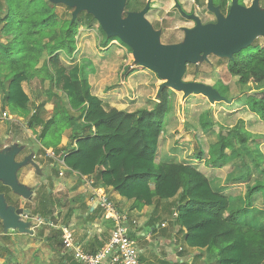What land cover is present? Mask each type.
<instances>
[{
  "label": "trees",
  "instance_id": "16d2710c",
  "mask_svg": "<svg viewBox=\"0 0 264 264\" xmlns=\"http://www.w3.org/2000/svg\"><path fill=\"white\" fill-rule=\"evenodd\" d=\"M213 1L222 12L229 9L232 0ZM71 17L67 20L59 17L47 0H2L0 38L5 42L0 41V91L5 95V106L28 116L31 100L22 83L48 81L54 92L65 95L68 106L63 117L42 121L36 115L27 120L29 130L36 125L42 127L39 139L43 153L51 149L67 173L92 177L95 187L113 189L131 203L130 210L141 212L154 205L155 199L172 200L159 209L165 210L163 214L158 211L150 217L148 230L156 233L159 229L161 237L166 238L167 230L160 229L159 223L161 217H170V237L184 231V245L205 251L213 258V264H264V227H261L264 223L248 215L255 208L264 218V156L258 149L250 152L247 146L263 136L252 134L249 130L252 127L243 121L228 130L220 129L206 154L205 168L211 170L207 173L192 164L203 159L202 150L191 163L177 162L174 158L158 160L171 112L169 89L159 90L158 101L147 108L119 111L105 107L90 93L91 65L81 62L75 79L62 61L63 57L74 56L80 26L91 28L96 22L89 14H79L74 21ZM98 31L108 39L99 25ZM252 49L246 58L240 53L235 55L228 62L227 71L240 87V106L264 124V49ZM208 128V124L201 126L203 130ZM66 130L69 142L59 148ZM237 157L242 170L227 182L238 188L225 194V188L219 187L220 170ZM50 169L55 170L54 166ZM211 173L213 177L209 176ZM49 184L53 185L52 180ZM8 191L0 186L1 194ZM49 193L50 189L39 197L33 211L29 210L33 217L47 223L37 236L58 255V264H76L63 253L62 232L55 228L60 216L63 225L68 224L74 208L70 206L63 216L58 214L54 218ZM85 209L90 214L89 208ZM131 237L136 238L135 233ZM98 240L90 245L89 252H96L106 241ZM3 248L7 255H12L8 248ZM197 257L202 261L201 255Z\"/></svg>",
  "mask_w": 264,
  "mask_h": 264
},
{
  "label": "rangeland",
  "instance_id": "374dc122",
  "mask_svg": "<svg viewBox=\"0 0 264 264\" xmlns=\"http://www.w3.org/2000/svg\"><path fill=\"white\" fill-rule=\"evenodd\" d=\"M47 1L54 6L56 14L62 19L67 20L72 16L74 8L61 2ZM145 1L147 0H143L140 6H143V4L146 3ZM179 1L182 2L181 4H183L186 13L196 15L204 24L211 21L213 23L216 22L214 16L207 11L206 2L204 0ZM152 2L151 10L146 18L153 30L159 35L161 44H181L184 41L183 29L192 28L194 24L180 16L178 11L173 7L175 3L173 0H152ZM248 2L249 0L246 1L247 4ZM0 5H2V0H0ZM132 6L140 7L132 0L131 2H126L125 10L132 8ZM261 7L264 9V0H261ZM221 13L225 15L227 10ZM79 14L88 13L84 11ZM0 41L5 42V39L0 38ZM77 45L78 47L74 56L70 59L63 57V63L75 79H78L79 61L90 60L95 63V76L89 79L90 93L97 97L105 107L115 105L114 107L117 109L127 108L128 110H134L133 105L135 103L137 106H141L144 100L148 98H157V90L163 83L157 78L156 74L140 68L141 65L135 63L133 60L130 47L123 44L119 39H104L98 31L97 21L91 25V28H86L83 25L80 26L77 36ZM110 45L115 46L113 49L115 53L113 51L109 52L108 47ZM250 46L251 47H247L240 53L243 58H246L251 53V50H253L252 48L264 49V39L258 37ZM227 63V59L209 55L197 64L188 65L182 80L189 83H213L215 89L218 90L221 96L226 100L232 97L230 101L227 100L228 103H212L211 110L208 115L205 116V119L213 120V126L218 129H228L236 125L238 120H245L246 123L252 127L249 128L250 131H254L263 136L250 141L247 144L248 150L253 152L258 148L264 156V124L258 121L257 117L252 113H241L239 111L242 106H240V98L232 101V99L236 98L241 93L237 79L232 78L227 72ZM107 82L114 83L104 91L102 86L107 84ZM117 82L122 83V85L112 93L110 90L113 89L114 84ZM22 88L31 100L28 106V116L21 115L19 111L12 112L11 109H9L8 113L3 103V97L5 95L0 91V154L5 153V155H7L11 152L14 154V162L19 164L20 167L15 169L12 173L13 177L11 181L18 189H21L20 192L17 190L13 192L11 185H8L4 179L0 178V186L3 188H11L6 195L0 193V197L3 199L6 209H14L18 205L22 210L26 209L27 211H33L36 203L40 199L39 197L47 194V190L50 189L49 199L52 201L50 211L53 213L52 215L54 218H56L58 213L63 216L70 206L75 209H73L72 215H74L76 220H74L73 223H69L71 218L67 223H69V228L74 231V237L80 241L85 235L87 236L90 234L87 231V229H90L89 225H86L87 218L84 217L85 207L78 204L83 200L81 196L85 192V184L75 176L67 175L66 170L62 169L61 160L56 155V160H53L43 153L39 139L42 130L41 125H36L33 130L27 128V120H30L32 116L38 115L42 121H47L55 116L63 117L64 110L68 106L65 95L54 92L50 88L48 81L40 83L38 79L30 82H23ZM229 91L231 97L229 96ZM169 92L172 93L173 90L169 89ZM176 95L181 99V94L176 92ZM71 116H74V114H71ZM195 122L196 121L193 119V123ZM68 136V130L62 133L59 147L66 145ZM173 136L175 142L180 141L183 137L190 140L192 138L190 131L184 128L182 124L177 131L173 132ZM213 141H215L214 137ZM240 161L239 157L232 159L226 167V171H231L233 166L239 168L238 170H242ZM52 166L55 168L53 171L50 169ZM60 173L62 175H60ZM50 180H52V186L49 184ZM244 191L245 189H243L242 195ZM240 197L242 200L243 196ZM236 199L237 196L235 195L234 200ZM164 205L166 206L169 204H159L158 206L161 208ZM123 206L128 208V205ZM122 211L126 213V209H122ZM164 211L163 209H161V211L159 210L162 214ZM258 213V210L253 208L248 212V215L253 216L252 218L254 220H261L264 223V218L262 219L261 215ZM11 214L16 220L15 223L20 225L25 224V226L22 228L15 226L6 227L5 218L0 215V264H58V255L48 247L44 240L37 236V233L42 230V225H44L40 223L38 217H33L32 214H29L27 217L24 216L25 214L16 215L13 212ZM128 215L132 220L136 221L137 219L140 221V218L136 216L132 217L129 213ZM243 217L248 219L245 215H243ZM149 219L150 218L140 223L142 226L137 229V234L141 233L140 229L143 228H147V232L149 231L147 227ZM170 221L171 218L168 216L161 217V224L164 223L165 228L160 229L167 230V238L170 237L171 232L169 226ZM59 225L63 226L61 216L57 218V223H55V228L58 230H60L58 228ZM261 227H264V225L261 224ZM101 230L104 231V234L108 235L110 227L107 223H104L103 229ZM158 236L159 235H155L154 237ZM179 237H181L180 233L176 234L175 240L173 241L177 248L181 245V240L178 239ZM90 242L92 243V241ZM141 245L145 246V241H141ZM3 247L8 248L12 255H7ZM174 252L182 257L192 255L193 264H213V258L206 254L205 251L196 253L184 248L181 253H178L177 249L174 250ZM161 254H165L162 248L159 252H151L150 255L145 253L143 259L144 264H153L148 263L149 259L158 263ZM197 255H201L202 261H199ZM160 262L167 264L163 260Z\"/></svg>",
  "mask_w": 264,
  "mask_h": 264
},
{
  "label": "water",
  "instance_id": "95a60500",
  "mask_svg": "<svg viewBox=\"0 0 264 264\" xmlns=\"http://www.w3.org/2000/svg\"><path fill=\"white\" fill-rule=\"evenodd\" d=\"M61 2L74 8L72 20L77 15L86 11L97 22L107 38H117L130 47L135 63L154 72L163 81L159 90L171 88L183 92L185 97L189 94L202 95L211 102L224 101L211 87L199 83H184L181 77L187 63L196 64L201 58L210 54L220 58L232 59L233 55L249 47L255 37L264 38V15L257 10V1L251 8L246 9L239 5L237 0H232L226 16H223L213 1L208 0L207 9L215 14V24L202 26L199 19L190 16L196 26L186 30V37L182 44L169 48L160 47L157 34L145 20L144 15L148 5L139 13H129L122 18L119 11L124 0H50ZM7 156V157H6ZM14 154H0V178L18 192L12 183V173L18 167L13 162ZM16 215L27 214V211L6 209L0 197V215L6 222V227H19L11 213Z\"/></svg>",
  "mask_w": 264,
  "mask_h": 264
},
{
  "label": "crops",
  "instance_id": "0c3cea01",
  "mask_svg": "<svg viewBox=\"0 0 264 264\" xmlns=\"http://www.w3.org/2000/svg\"><path fill=\"white\" fill-rule=\"evenodd\" d=\"M131 1L132 0H124L123 6H122L121 10L119 11L121 17L123 16L122 18H125L129 13H139V12L143 11V9H145V7L148 5V10H147L146 14L144 15L145 20L148 22L146 16L149 13V11L151 10V6H152L151 3H153L152 0L145 1L146 3H144L143 6H140V4H141V2L143 0H134V2L136 3V5L137 6H140V7H133L132 6V8L125 10L126 9V7H125L126 2H131ZM173 1L175 2L173 4V7L178 11V13L180 14V16L182 18L186 19L187 21L189 20V22H192L194 24L192 28L183 29V32H184V40H185V37H186L185 31L186 30H192L196 26L195 21L193 19H191L190 16H194L197 19H199V18L196 15L192 14V13H186L185 12L186 10H184V8H183V4H181L182 2H180L179 0H173ZM204 1L206 2V9H207V2H208V0H204ZM246 1L247 0H241V2L239 3L238 0H237V2L239 3V5L245 7L246 9L251 8L252 5H253V3L255 1H257V10H258L259 13H261L262 15H264V9L261 7V0H249L248 4L246 3ZM214 2L215 1L212 2L213 3V6L214 7H217V6H215ZM217 8L219 9V7H217ZM228 10L229 9H227V13H228ZM207 11L214 16V18H215V20L217 22V19H216L215 14L212 13L211 11H209L208 9H207ZM219 11H220V9H219ZM220 13H221V11H220ZM227 13L225 15H223L222 13L221 14L223 16H226ZM199 21H200V19H199ZM200 23H201L202 26L210 25V23L211 24H215L212 21L209 22V23H207V24H204L201 21H200ZM148 24L150 25L149 22H148ZM152 31L155 34H157L153 30V28H152ZM258 37L259 36L255 37V39L258 38ZM159 39H160L159 38V35L157 34V42H158V45L160 47L169 48V47H172V46L180 45V44H176V45L175 44L174 45H163V44H161V42L159 41ZM262 39H264V38H262ZM77 47H78V45H77ZM249 47H251V46H249ZM114 48H115V46L110 45L108 47L109 52L110 51H113ZM241 52L242 51H240L239 53H241ZM239 53H237V54H239ZM237 54H235V55H237ZM210 55H214V54H210ZM235 55H233V57ZM214 56H216V55H214ZM216 57H218V56H216ZM218 58H220V57H218ZM222 59H227L228 62H229L233 58L232 59L222 58ZM201 60H202V58L199 61H201ZM62 61H63V58H62ZM81 62H87V63H89L91 65V72L89 74V79L92 78L93 76H95V73H96V71H94L95 70L94 67H96L95 63H93L90 60H87V61L86 60H83V61H79V64ZM102 63H104V62H102ZM79 64H78V67H79ZM188 65H191V64H189V63L186 64L183 75L185 74L186 67ZM227 65H228V63H227ZM140 68H143V67L141 66ZM143 69H146V68L144 67ZM146 70H148V69H146ZM152 73H154V72H152ZM78 74H79V69H78ZM183 75H182V77H183ZM182 77H181V81L184 82L182 80ZM112 81H115V80H112ZM160 81L163 83L162 80H160ZM113 83L107 82V84H105V85L102 86V89L104 91L107 90L108 87H110L111 84H113ZM184 83H189V82H184ZM190 83H199V84H203L205 86H209V87L213 88V83H204V82H190ZM121 85H122V83H120V82L119 83L118 82L115 83L113 89H111L110 91L113 93L118 88H120ZM168 89H171V88H168ZM213 89L219 94V96H221V94L215 88H213ZM239 89H240V87H239ZM171 90H173V89H171ZM157 91H159V88H158ZM176 92H178L179 94H181V99H179L177 97ZM240 93H241V90H240ZM171 94H172L171 112L169 114L168 122H167V125H166V128H165V134L163 136L164 138H162L163 142H162V146L160 148V154L158 156V160L161 159V158H165L166 160L167 159H170V158H172V159L174 158V159H176L177 162L185 161V162H190L191 163L193 161V159L197 158L195 156L200 152V150H202V151L205 152V156L203 157V159L196 160L192 164L198 166V168L202 172L207 173V172H209L211 170L209 168H205V162L208 160V156L206 154H207V151H208L209 146L211 144H213V143L216 142V135L220 131V129H218L217 127L213 126V120H211V119L210 120H206L205 119V116L208 115V113L210 112L212 103H228V101H230L231 98H232L230 96V91H229V96L231 98L227 99L228 100L227 101L224 97L221 96L224 99V101H220V102H216V101L211 102L207 97H204L202 95L189 94L188 96L185 97V95H184L183 92H179V91H175V90H173V92ZM156 96H157V94H156ZM240 97H241V94L238 95L236 98L232 99V101L235 100V99H237V98H240ZM157 101L158 100L156 98H148L147 100H144V103L141 106H137L136 103H135L133 105V107H134V110L143 109V108L149 107L150 103L152 104V103H155ZM231 104H232V102H231ZM114 106L115 105L110 106V107L117 109ZM7 110H8V113H9L8 107H6V111ZM117 110H119V111H129L127 108L126 109H117ZM239 111L241 113L249 112L244 106H241ZM193 119H194V121H196L195 123H193ZM238 121H243V122L246 123V121L245 120H242V119L241 120H238ZM238 121L236 122V124L238 123ZM258 121H259V119H258ZM181 124L183 125L184 128H186V129H188L190 131V135H191L192 138L190 140V139H187V138L183 137V138H181L180 141L175 142L174 139H173L174 138L173 132L177 131ZM204 124H208L210 126V128L205 129V130L201 129V126L204 125ZM234 126H236V125H234ZM234 126H232V127H234ZM228 129H230V128H228ZM228 129H225V130H228ZM251 133L252 134H256V135H260L259 133H255L254 131H251ZM213 137L215 138V141H213ZM60 144H61V142H60ZM60 144H59V146H60ZM61 147H63V146H61ZM61 147H59V148H61ZM256 149H258V148H256ZM183 151H185V152H183ZM226 154L229 156L230 155V152L229 151H226ZM14 161H15V157L13 158V162ZM229 163H230V161L220 170L221 171V178H222L221 180L222 181H220L219 187L222 188V189L225 188V194H229L233 189H237L238 188L235 184L228 183L227 181L231 180V178L235 177L236 174H239L241 172V170H238L239 168H236L235 166H233V168L231 169V171L227 172L226 171V167L228 166ZM15 164H17V163H15ZM203 166H204V168H203ZM19 167H20V165L18 164V167L17 168H19ZM66 173H67V171H66ZM67 175L75 176L82 183L85 184L84 185L85 186V188H84L85 189V192L81 196L83 200H81L78 204L80 206L83 205L85 208H89L90 214H87L86 213V209H85V215H84V217L87 218L86 219L87 220L86 225H89V228H90V229H87V231L90 234L87 235V236L85 235L82 238V240H80V241H78L74 237V231L71 230V228H69L70 226L68 225L70 222L73 223L74 220H76V218H74V215H72L71 221H69V223L66 226H64V225L63 226H60L59 225V227H63L65 229L69 230L71 232V234L73 235L74 239L79 244H81L82 247L84 248V250L87 251V252H89V247L95 241V239H99L98 241L104 240V239H106V237L110 233V230H109L108 231L109 232L108 235H106V234H104V231L101 230V229H103V224L104 223H107V225L109 226L110 223H111V221H108V220H106L104 218V215H103L104 212H103L102 209L95 207V204H96V201L98 199V195L99 194L105 193L107 196H109L111 198V200L113 201V203L115 204V207H116V209L118 211L121 212L122 209H126V213L128 212L130 215H132V217L133 216H136V217L140 218V221H138L136 219V222H137V225H138L137 227L138 228H140V226H142L140 224L141 222L143 223L144 221L148 220V218L152 217L155 212H158L159 211V209H160V207L158 206L159 204H166V203H171L172 202V200H169V201H158L157 199H155L154 205H152L150 207L143 208V210L141 212L133 211V210H130L131 203L125 201L124 199H122L113 189H111V188H102V187H98V188L95 187L94 186L95 180L92 177H79L75 173H73V174L67 173ZM209 176H212L213 177V174L211 173V174H209ZM91 181H92L93 184L89 185ZM7 188L9 190L11 189L10 187H7ZM12 191L14 192L15 190L13 189ZM21 198L23 199L22 195H21ZM123 205H128L127 206L128 208H125ZM13 210L16 211V210H22V209H20L18 207V205H17ZM22 211H27V210L24 209ZM29 213L30 212L27 211V214H25V215L28 216ZM18 225H20V224H18ZM11 226H12V224H11ZM140 230L142 232L141 233V237H139V239H140V245H141V241H145V246L141 245L142 250H143L142 255H141L142 264H144L143 259H144L145 253L148 254V255H150L151 252H153V251L159 252V250L161 248L163 249V253H165V254H163V255L161 254V258L159 256L160 259H158V263H156V262H154V261H152L150 259L148 260V263L164 264V263L160 262L162 260L165 263H170L171 261L175 262V261H177V258L179 256H178V254H176L174 252V250H176V249L178 250L179 248H181L182 250L184 248H186V250H189V251L191 250L193 252L198 253V251L196 249H190V248H187L184 245V242H183L184 231H182L180 233L181 237H179L178 239L181 240V245L177 248V246L173 243V241L175 240V235L174 234H172L171 237H169V238H167V236H166V238H162L161 235L159 234V232H160L159 229L156 231V233H151L150 236L148 235L149 232H147V228L146 229L143 228V229H140ZM94 233H96V234H94ZM155 235L156 236L159 235V236L158 237H154ZM90 241H92V243ZM171 243H172V245H171ZM156 255H158V254H156ZM180 257H182V256H180ZM185 257L187 259H191V262L187 263V264H191L192 261H193V256L192 255H188V256H185Z\"/></svg>",
  "mask_w": 264,
  "mask_h": 264
},
{
  "label": "built area",
  "instance_id": "2783aa9c",
  "mask_svg": "<svg viewBox=\"0 0 264 264\" xmlns=\"http://www.w3.org/2000/svg\"><path fill=\"white\" fill-rule=\"evenodd\" d=\"M44 154L48 158L56 160L51 149L45 150ZM60 163L62 169L67 170L63 162ZM60 175L62 174L60 173ZM91 184H93L92 181L89 185ZM95 207L102 209L104 218L113 224L103 246L94 253L87 252L74 239L69 230L58 227L62 232L63 253L69 255L76 264H142L141 255L143 250L139 239L142 232L137 234V222L132 220L128 213L118 211L111 198L105 193L98 195ZM24 216L27 217V215ZM38 219L40 223L47 224L41 218L38 217ZM48 225L53 226L52 224ZM164 227V223L160 224V228ZM148 232L150 236L152 232L150 230ZM131 233H135L136 238L131 237ZM182 251L181 248L178 249V253ZM177 262L179 264L189 263L191 259L179 256Z\"/></svg>",
  "mask_w": 264,
  "mask_h": 264
}]
</instances>
